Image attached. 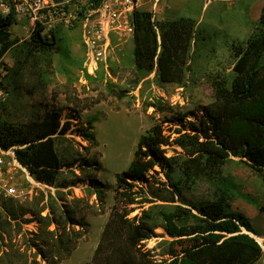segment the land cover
Listing matches in <instances>:
<instances>
[{
	"label": "trees",
	"instance_id": "16d2710c",
	"mask_svg": "<svg viewBox=\"0 0 264 264\" xmlns=\"http://www.w3.org/2000/svg\"><path fill=\"white\" fill-rule=\"evenodd\" d=\"M133 1L136 69L143 76L155 72L164 83L185 85L187 73L193 69L191 48L210 37L207 27L189 16L158 20L153 11L139 8L137 0ZM16 23L14 12L0 17V46L7 48L17 42L11 29ZM58 31L47 36L39 28L21 44L49 53L57 46ZM231 48L232 73L213 78L214 100L176 117L181 127L172 139L155 125L141 135L128 169L117 174L115 204L94 250V264H253L261 258L264 238L244 212L233 209L234 194L228 186L216 184L211 198L192 201L185 197L186 190L200 179L218 177L233 157L256 172L264 170V4L254 29L244 39H233ZM5 104L0 99V147L14 146L19 162L32 176L54 185L63 168L57 138L73 130L71 118L63 120L61 110L50 108L29 122L13 121L5 114ZM154 105L164 109L161 101ZM88 124L85 135L95 141L90 131L93 123ZM167 145L175 146L173 154L167 153ZM89 186L102 202L105 185L90 178ZM3 208L0 236L12 239V225L21 226L19 218L28 211L19 213L14 205ZM137 208L140 211L131 216ZM64 213L71 225V215L67 210ZM37 216L42 231L52 234L53 240H44L42 245L33 241V247L43 257L46 247L66 251L58 253L56 263L74 246L70 227L60 222L54 207ZM52 224L55 228L50 230ZM159 227L163 229L160 236L185 237L190 244L170 257L154 259L143 249V242L159 236ZM13 257L0 255L4 264H24Z\"/></svg>",
	"mask_w": 264,
	"mask_h": 264
},
{
	"label": "rangeland",
	"instance_id": "374dc122",
	"mask_svg": "<svg viewBox=\"0 0 264 264\" xmlns=\"http://www.w3.org/2000/svg\"><path fill=\"white\" fill-rule=\"evenodd\" d=\"M263 4L264 0H137L139 8L153 11L158 20L189 16L207 27L210 37L191 48L193 69L183 86L164 83L155 72L148 76L138 72L129 31H113L114 52L108 69L101 65L96 76H88L85 62L89 57L80 25L60 28L57 46L46 54L21 44L32 35L28 21L13 25L12 37L17 42L7 48L0 46V90L4 93L0 99L6 103L5 114L13 121L29 122L37 113L57 108L63 120L71 118L73 130L57 138L63 168L54 185L39 180L31 183L24 173L18 174L20 187L32 189V196L24 202H4L14 205L19 213L28 212L20 216L21 226L12 225V239L0 236V255L10 253L24 264H94V250L115 204L117 174L128 169L141 135L155 125L172 139L181 127L176 117L214 100L213 78L230 76L234 61L231 43L246 38L254 29ZM127 15L131 22L132 12ZM158 101L164 105L163 110L154 105ZM90 121L95 141L85 135ZM165 148L168 154L175 152V146ZM90 178L105 185L102 202L89 186ZM216 184L232 190L233 209L244 212L264 238V211L260 210L264 207V170L256 172L233 157L218 177L200 179L186 190L185 197L192 201L214 197ZM53 207L60 222L70 227L74 243L69 254L56 263L58 253L66 251L46 247L47 256L43 257L33 247V241L42 245L44 240H53L52 234L42 231L37 216L39 211L48 214ZM66 210L73 219L71 225ZM3 211L0 209V213ZM139 211L137 208L130 215ZM54 228L52 224L49 229ZM156 233L159 236L143 242V249L154 259L170 257L190 244L185 237L160 236V227ZM2 260L0 264H4ZM253 264H264V248Z\"/></svg>",
	"mask_w": 264,
	"mask_h": 264
},
{
	"label": "built area",
	"instance_id": "2783aa9c",
	"mask_svg": "<svg viewBox=\"0 0 264 264\" xmlns=\"http://www.w3.org/2000/svg\"><path fill=\"white\" fill-rule=\"evenodd\" d=\"M134 5L133 0H0V17L14 12L16 24L28 21L32 33L42 28V33L47 36L60 28L80 25L89 57L85 62L86 72L96 76L101 65L105 69L110 65L114 52L113 31L133 34L127 13L133 12ZM0 95H4L2 90ZM20 172L31 183L37 182L19 162L14 146L0 147V209L6 201L17 199L24 202L31 198L32 189L20 187L17 181Z\"/></svg>",
	"mask_w": 264,
	"mask_h": 264
},
{
	"label": "water",
	"instance_id": "95a60500",
	"mask_svg": "<svg viewBox=\"0 0 264 264\" xmlns=\"http://www.w3.org/2000/svg\"><path fill=\"white\" fill-rule=\"evenodd\" d=\"M243 232H247V233H249V234H251L253 237H255L256 238V234H254V233H252V232H249L247 229H245V228H243ZM257 239V238H256Z\"/></svg>",
	"mask_w": 264,
	"mask_h": 264
}]
</instances>
